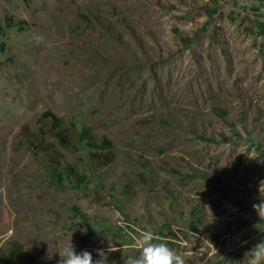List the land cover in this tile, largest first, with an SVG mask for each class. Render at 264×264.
I'll return each mask as SVG.
<instances>
[{"label":"rangeland","instance_id":"1","mask_svg":"<svg viewBox=\"0 0 264 264\" xmlns=\"http://www.w3.org/2000/svg\"><path fill=\"white\" fill-rule=\"evenodd\" d=\"M261 181L264 0H0V264H243Z\"/></svg>","mask_w":264,"mask_h":264},{"label":"clouds","instance_id":"2","mask_svg":"<svg viewBox=\"0 0 264 264\" xmlns=\"http://www.w3.org/2000/svg\"><path fill=\"white\" fill-rule=\"evenodd\" d=\"M260 203L252 205L257 216L264 220V181L258 188ZM133 247L139 250L138 256H128L123 264H185L184 255L170 248L162 238L150 230L141 231L134 240ZM111 251V249H110ZM60 256L59 264H105L107 255L103 250L96 252L98 259L94 260L88 251L77 253L75 246L70 243L59 246L56 252ZM243 264H264V241L253 246L245 253Z\"/></svg>","mask_w":264,"mask_h":264}]
</instances>
